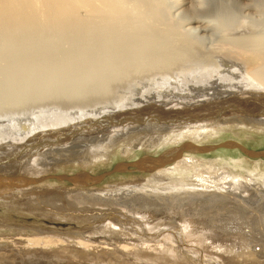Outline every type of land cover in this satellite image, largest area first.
Listing matches in <instances>:
<instances>
[{"label": "bare ground", "instance_id": "6f19581e", "mask_svg": "<svg viewBox=\"0 0 264 264\" xmlns=\"http://www.w3.org/2000/svg\"><path fill=\"white\" fill-rule=\"evenodd\" d=\"M71 38L83 49L75 44L74 54L62 50L61 42H70ZM146 49L152 61L134 69L139 77L111 100L64 110L53 104L28 111H2V106L15 108L33 95L39 98L40 93L48 91H54L56 99H63L76 83L93 89L98 81L105 85L115 76L114 65L120 60L114 61L116 55L124 59L127 69ZM201 51L202 56L198 55ZM162 55L166 61L172 59L170 63H161L158 57ZM55 56L59 61L53 65ZM92 56L97 60L105 57L106 64L92 65ZM0 57V86L4 88L0 101H5L0 105V129L13 133L2 134L0 146L20 148L26 141L37 144L44 139L50 147L41 150L39 144L35 153L17 159L19 165L26 161L28 170L20 172V167L0 165V172H16L19 176L14 180L15 187L0 188V194L13 192L27 198L9 204L25 216L33 213L84 223L72 237L62 235L58 239L49 235L52 229L45 224L11 225L0 220V232L8 225L19 230L7 237L12 246L35 258L36 251L28 250L30 245L43 248L76 241L84 248L79 252L105 264H114V257L121 260L119 264H181L184 260L201 264L202 259L206 264H264V170L246 168V172H240L239 163L198 164L189 156L166 169L150 171V180L133 189L123 181L100 189L82 176L73 182L78 188L58 187L40 193L32 187L45 178L37 175L43 171L73 162L88 169L97 161L95 157L109 160L111 149L130 140L133 143L123 151L124 157L133 155L137 147L150 155L151 148L168 149L184 140L196 142L222 129L234 131V127L243 126L264 131V0H0ZM156 57L160 61H155ZM18 61L19 68L15 67ZM50 84H56L55 88ZM39 86L42 92L37 93ZM203 113L211 115L202 117ZM133 114L146 124L116 127ZM216 117L221 120L211 123ZM93 127L99 135L81 133ZM45 133L50 137H41ZM167 133L169 137H165ZM242 153L257 159L256 167L264 164V157ZM169 171L189 174L175 177ZM161 209L166 214L163 218ZM227 213L224 218L218 216ZM198 216L204 218H194ZM89 220L92 223H87ZM230 220L240 221L243 230L250 231L244 243L217 238L218 230L224 227L222 221ZM28 228L32 232L26 231ZM22 229L25 231L20 234ZM97 232L108 235L94 236ZM5 240L3 237L0 242ZM211 248H236L238 263ZM193 254H199L198 258ZM8 260L0 259V264L26 263H20L17 257Z\"/></svg>", "mask_w": 264, "mask_h": 264}, {"label": "rangeland", "instance_id": "374dc122", "mask_svg": "<svg viewBox=\"0 0 264 264\" xmlns=\"http://www.w3.org/2000/svg\"><path fill=\"white\" fill-rule=\"evenodd\" d=\"M69 39H68L67 42L66 41L61 42L62 44H60L61 45L60 47L63 48L62 50L65 49L66 52L73 53L74 54V53L77 52L76 51L77 46L80 47V49L81 48L83 49V45H81V44L79 45V43L73 42V40H72L73 38H71L72 41L70 40V42H69ZM75 44L77 46H75ZM146 50H143L144 51V55L143 54L142 55L139 54V56H141V58H143L144 56H146L145 58H147V56H148L147 60H145V58H143L141 60V58L138 57V55H137V56H135L136 59L133 58L134 61L129 64V67L127 69L124 68L125 62L123 63L124 59L121 60L122 57H119V55H116V58H115L116 60L111 57L112 60L114 59V61H118L119 59L120 60L118 61V64H115L114 65V67H116V70L114 71L115 72L114 73L115 76L113 77V79L112 78L110 79L111 81L110 80H107L106 81V84L107 85L106 84L105 85H106L107 89H106L105 85L99 83V81L97 83V86H102V85L103 86L102 87L94 86V89H93V86L92 87H87V86H82V85L76 83V85H73L70 88V91L68 90L69 93L67 92L66 95H63V99H58V98L56 99L54 91H52V92L51 91H48L46 93H40L39 94V98L38 97L36 98L35 97L36 95H33L31 97V98H33L32 100H31V98L29 100H24L26 102H24L23 105L18 102L19 105L16 106L17 108L16 107L15 108H13V107L12 108H9L11 106H9V107L2 106V108L4 109L2 111H6V110L9 111L10 109L11 110L12 109H20V110H23V111L24 110L25 111H28V110H32V109L33 110L38 109V107H40V105H42V107L43 106L45 107L46 105L47 106H52L53 104L59 105V108L64 110L66 108L68 109V108H71L73 106H77V107L80 108V105L83 106V107H86L87 105L88 106H91V105L94 104V106H95L96 101L97 102H99L100 100L101 101H105V100L107 101V99L108 100H111L110 97H112L113 95H117V92L118 93L124 92V88H127L132 80H134V79H136V78L139 77V75H137V73L134 71V69L141 68V67H139L140 65H144V63L147 64V63H150L152 61L153 56L151 54H149V55H151V56H149L148 55V50L147 51ZM73 51H76V52H73ZM150 52L151 51H149V53ZM202 54H204V53L202 52V53H200L198 55L202 56ZM93 56H95V55H93ZM164 56L165 55H162V56H159L158 57L159 59L162 58V60L164 61L163 62L160 59L162 61L161 63H163V64L164 63L165 64L166 63H170V61L172 59H170V57H169L170 61L169 60L166 61L164 59ZM92 57H91V61H89L92 65H94V66H96V65L97 66L98 65H100V66L101 65H104L105 62L103 61V59H105V57H102V59H100V60H97L95 58L96 56L93 57L94 59ZM117 58H119V59H117ZM165 58L168 59L167 58V55H166ZM215 58H217V57H215ZM143 60H145V61H143ZM149 60H151V61H149ZM156 60H158L157 57H156L155 61ZM160 60H158V61H160ZM57 61H59V58H57V57L56 58H53V60H52L53 63L52 64L54 65ZM97 61H99V62H97ZM120 62H121V64H120ZM0 63H1V60H0ZM99 63H101V64H99ZM122 63H123V65H122ZM218 63H219V61H218ZM177 64H175V66H177ZM179 64H178V66H179ZM1 65L2 66H0V68L3 67V64H1ZM15 65H17L15 67H18L20 65L19 61ZM151 68L153 69L155 67H151ZM150 72L149 73L152 76L153 75V72L152 71H150ZM119 74H120V76H119ZM150 74H148V75H150ZM153 76L152 77L155 78V75H153ZM149 79L150 78H148V80ZM139 81H140V79L139 80L137 79L136 82H139ZM144 81L146 82L147 79L144 78ZM50 85H51V88L52 87L55 88V86H56V84H50ZM91 88H92V90H95L96 88L98 90H99V88H100V90L101 89H104V88L105 89L103 91L102 90L101 91L99 90L100 93H101V94H99V91L97 89L96 90L98 92L97 91H92ZM3 90H4V88H1V86H0V92L3 91ZM38 91L39 92H42V88L40 86L37 87V89H36V92L37 93H38ZM82 92L83 93H86V94H83ZM94 92H97V93H94ZM103 93H104V95H103ZM41 94H42V98H40ZM80 94H81V96H80ZM49 95H50L51 98H53V100L49 97ZM51 95H54L55 98L53 96H51ZM151 95H152V93H151ZM37 96H38V94H37ZM13 99H15V98H13ZM13 99H11V100H13ZM38 99H40V100L38 101ZM14 101H16V99ZM27 101H29V102H27ZM4 103H5V101H0V105H3ZM157 105H159V104H157ZM209 115H211V113L210 114L209 113H203L202 114V117L203 116H206L207 117ZM151 116H153V115H151ZM149 118H151V119L154 120V117H149ZM149 118H147V119H149ZM212 119H214V121H212L211 123H214V124H216L218 122V120H221V118H219V117L212 118ZM139 122H141V123H139ZM201 123L204 125V122H201ZM142 124H146V122L144 120L137 119L134 116V114H133V116H131L129 118H126L123 121L121 120L116 127L117 128L119 126H121V127H124V126L125 127L126 126H132V127L133 126H137V127H140ZM218 126H221L222 127V124L220 123V125H218ZM94 128L95 127H93L92 129H87L86 131L81 132V133H87L88 132V133L93 134V135H99L97 133V128H95V129ZM6 133L9 134V135H12L13 134V133L9 132L8 130L0 129V137H1L2 134H6ZM77 133L78 132H76L75 134H72L73 136L71 138H73L74 135H76ZM216 133H219V134H217L215 136L211 135L210 137H205V138L202 137V138H199L198 141H196V142L197 143H200V144H206V145H208V144L225 142L227 140H234V141L239 142L240 144H243L248 149H254V150L264 149V131L257 130V132H256V130L255 131L249 130V129L247 130V128H245V127L242 126V127H234V131H232L231 129H228V130L227 129L226 130L222 129L220 131L218 130V132H216ZM15 134H17V133H15ZM45 135L48 136V137H50V135L49 134H46V133L44 135H42L41 137L44 138V137H46ZM58 135L59 134L56 133V136H58ZM56 136H54V137H56ZM169 136H170L169 133H167L165 135V137H169ZM17 137H19V136H17ZM43 140H41L42 142H38L37 144L32 143V141H26L25 144H21L22 146L20 148L19 147H14V145L11 146V144L10 145H7L5 147L4 146H0V165L3 166V167L4 166H8L9 168H11V167H20V169H19L20 172H22L23 170H26L27 169V162L26 161H22L23 163L21 165H19V163H17V159H22L24 156H26V154H29V152L30 153H35L36 152V149L35 148L39 144H40L39 147L41 148V150L42 149L43 150L44 149L46 150L49 147V145L46 144L45 142L43 143ZM184 141H187V140H184ZM27 143L28 144L30 143L32 146L30 144H29L30 145L29 146ZM130 143H133V142H131V140H130L128 143H125V144L121 145L119 148H116L115 150H113L114 148L111 149L110 152H109L111 154V158H109V160L108 159L106 160L105 157H103V158H100L99 156L95 157V159L97 161L91 162L93 164L91 165V167H88V169H84V168L82 169V167L80 168V166L77 167L78 166L77 164H79L78 162L62 163V164L60 163L59 166L54 167V168H51V170L43 171L41 174L40 173L37 174L40 177H42V175L43 176L45 175L44 176L45 178L43 180L39 181L37 184H32V187H35V189L38 190V191H40V193L44 192L45 189H46V191H48V190L50 191L52 189L55 190L58 187H62L63 190L71 189V188L72 189L73 188H78L79 186H77V184H75V183H73V185H72L68 181L60 180L61 178H56V177H53V176H55L57 174H71V173L76 172V171H79V170H87V171L89 170V171H91L92 173H95V174L104 173V171H107V170L112 169L114 165H116L117 163H119V161H131V160H134V158H138V157L142 156L143 154H145V152H143V150H142L141 147H137L136 149H134V151H133L134 154L133 155L131 154V155H128L127 157L126 156L124 157L123 156V151L125 150V148L129 147V144ZM4 144H6V143H4ZM116 144L118 145V142ZM108 145L111 146L110 144H108ZM179 145L180 144H173V145L169 146L168 148L173 147V146H179ZM24 147H25V149H24ZM114 147H115V145H114ZM33 148L35 149V151H34ZM159 148L160 147H158V149L151 148V151L149 152V154H159V153L165 151V149H166V148L165 149H159ZM189 156H192L190 158H193L192 159L193 162H195L196 160L199 161L198 164H211L212 165L213 163H219L222 166H226L227 163H232V164H234V163H237L238 164L239 163L238 165H240V167L242 169V170H240V172L241 171L242 172H244V171L246 172L247 169L248 170L257 169V171L262 170V173H263V170H264V164H262V166L256 167V164H255L256 162L255 161H257V159H254V158H250V157L245 156L237 148H230V147L224 148V147H221V148L213 149L212 151H209V152L198 153L196 155L195 154H192L190 152H185L184 155L181 157V159L178 160V162L177 161L176 162L177 163H180V161H184ZM8 158H11V160H7ZM245 161H248V162H245ZM194 166H196V165H194ZM166 167H170V165H168ZM166 167L165 168H162V169H159V170L166 169ZM190 169L192 171V167ZM193 169H194V167H193ZM152 172H154V171H152ZM169 172L171 174L173 173V175H175V177H179V176L184 175V174H189V173L182 172V171H179V172L169 171ZM150 173L151 172H142V171H138V170H135V171H122V172H119V173H113L111 175H108L102 182L95 184V186H98L101 189L103 187L110 186L111 184L112 185H118V184L122 183V181H123V183H126V182L128 183L129 182L128 184L131 185V189H133V186L135 187L136 184L142 185L143 183L146 182V180H148V179L150 180V176H152V174L150 175ZM3 174H6V173H3ZM32 175L36 176V174H32ZM138 181L140 183H138ZM43 189H44V191H43ZM13 194H14L13 192L8 193V194L7 193H4L3 195L0 194V220L3 221V223L5 222V223L11 224V225L14 224V223H16L18 225H22V224L23 225H34L35 223L36 224H40V225L45 224L46 228L52 229V231H49L50 232L49 235L50 236H54V237H58V239L62 235L72 237L70 235H72L74 231H76L79 228L84 227V223L81 222V220L74 219L75 221H73V220H67V219H64V218H60V217H57V216H56V218L52 216V219H51V218H46V217H39V216L34 215L33 213L32 214H28L27 216H25L23 214H20V213H18L16 211L17 210V209H15L16 206H14L13 204L12 205H9V204H11L12 200L20 199V200L23 201V200H26L27 198L26 199L22 198V195L21 194H18V195H15V194L13 195ZM33 195H30V196H33ZM216 205L219 206V204H216ZM7 207H8V210L6 209ZM153 208H156V207L153 206ZM156 209H159V208H156ZM178 210H180V209H178ZM159 212L162 213V215H161L162 218L164 216H166V214H164V210L161 209V211H159ZM186 214L189 215L190 212H187ZM225 215H229V214L228 213L227 214H220L218 216L220 218H224ZM59 216H61V215H59ZM54 218H55V220H54ZM162 218H159V219H162ZM194 218L195 219H202L204 217L203 216H198V217H194ZM76 221H78V222H76ZM222 222H223L224 227L222 228V230L221 229L218 230V232L221 231L220 233H218L219 234L218 237H217L218 239L228 238V239H231V242H234V241L236 242L238 240L240 243H244L245 242L244 241L245 238L246 237H249L250 231L249 230H245L244 231L243 230L244 226L241 225L240 223H238L240 221L237 220V223L234 222V220L222 221ZM222 222H220L221 223L220 226H223L222 225ZM87 223H92V221L89 220V222H87ZM167 225H169V224L167 223ZM2 229H4V231H1L0 232V239L3 238V237L7 239V240H5L3 242H0L1 249L3 250V251L0 250V259H2V260L7 261L8 259L11 260V259L17 257V259L21 263V262H24L25 261V260L23 261V259H22L23 255H24V257L26 259L25 262L27 264H29V263L30 264H32V263L33 264H52V263H57V262L58 263H60V262L61 263H66L67 262V263H70V264H105L101 260H99L98 258H96L95 256H91L89 258L86 257L87 254L81 253V252L78 251V250H82V249L84 250V248H82L81 245H79L76 241H75L76 242L75 243V242H70L68 240L67 241L65 240L64 243H61V244H59L57 246H44L43 248H41L40 246H37V247L34 246L33 247V246L30 245V248L28 250L29 251H36V255L34 254L35 255L34 256L35 258H30V256H31L30 254L27 255L25 253V251H23L21 249H17L14 245L12 246L11 242L8 241L9 239L7 237H10L12 235L15 236V234H17L18 231H19L18 228L11 229V227L8 225V226H3ZM12 230H13V232H12ZM23 231H25V229H22L20 231V234H23L24 233ZM26 231L32 232V229L28 228ZM127 231L126 232L129 235H131V233H133L130 230H127ZM202 234L206 237L205 232H203ZM107 235H108L107 232H105V233L97 232V234L94 235V236H101L102 238H106ZM261 237H262V235H261ZM263 237H264V235H263ZM118 238L119 237H117V239ZM121 238H123V237H121ZM238 241L236 243H239ZM248 241H251V240L248 239ZM6 242H8V243H6ZM253 243L254 244H252V245L255 246V248L259 251L260 249H259V246H256V242H253ZM257 244H258V242H257ZM186 247H188V246H186ZM9 248H10V251H9ZM230 248H231V246H230ZM230 248H228L230 251H228V250L227 251L226 250H220L218 248H216V249L215 248H211V250H213V252L219 250L220 252H222V254L224 255V257H226L227 259H231V262L238 263L239 260L238 259H235V255H236V250L237 249L236 248L235 249H230ZM17 250H19V251H17ZM196 253H199V252H196ZM39 254H41V255L39 256ZM43 254H46L49 257H45ZM199 254H193L192 256L194 258H198ZM21 255H22V257H21ZM42 256H44V257H42ZM100 256H101V254H100ZM200 256H201V258H204V259L206 258L205 256L203 257V253H201ZM104 257L106 258L107 256H104ZM193 257H192V260H194ZM201 258H200V260H201ZM114 259H115V263L114 264H119L118 262H121V260L119 258L114 257ZM9 260H8V262H9ZM202 262H203V259H202ZM202 262H201V264H202ZM220 262H222V261L220 260ZM107 263H109V262H107ZM180 263L181 264H189V263L190 264H194L193 262H190L189 260L180 261ZM210 263L211 264L212 263L213 264H221L219 262H214V261H211ZM21 264H24V263H21ZM203 264H206V263L203 262Z\"/></svg>", "mask_w": 264, "mask_h": 264}, {"label": "water", "instance_id": "95a60500", "mask_svg": "<svg viewBox=\"0 0 264 264\" xmlns=\"http://www.w3.org/2000/svg\"><path fill=\"white\" fill-rule=\"evenodd\" d=\"M237 148L240 149L242 152L246 153L247 155L251 157H264V149H248L243 144H240L237 141L234 140H227L225 142L220 143H214V144H200L197 142L192 141H186L180 146H173L168 149H165V151L159 153V154H143L142 156L138 158H134V160L131 161H119L116 165L113 166L112 169L104 171V173L95 174L91 171L87 170H79L76 172H73L71 174H57L56 177L61 178V180H65L73 184V182H76L74 180H78L80 176L83 178H89L92 183H100L102 182L108 175H111L113 173H119L122 171H142V172H150L155 171L158 169L165 168L169 164H173L174 162L181 159L183 154L187 151L193 152V153H203V152H209L213 149L217 148ZM3 174L0 172V188H11L15 187L14 180L19 179L17 177V174ZM28 176V175H23ZM77 177V178H76ZM34 179V178H31Z\"/></svg>", "mask_w": 264, "mask_h": 264}]
</instances>
